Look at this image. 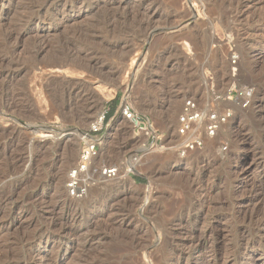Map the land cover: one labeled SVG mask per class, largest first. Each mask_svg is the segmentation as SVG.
<instances>
[{
	"label": "rangeland",
	"instance_id": "obj_1",
	"mask_svg": "<svg viewBox=\"0 0 264 264\" xmlns=\"http://www.w3.org/2000/svg\"><path fill=\"white\" fill-rule=\"evenodd\" d=\"M4 1L0 0V184L16 177L8 172L13 155L24 148L37 156V166L19 176L30 177L25 189L35 198L55 204L53 216L58 220L48 229V237L32 238L46 249L51 264H152L142 252H134L135 243L154 254L162 237L189 241L204 231V225L213 233L204 245L205 259L183 255L181 249L190 243H181L183 247L173 246L180 264L186 260L188 264H264V226H258L260 220L264 223V120L251 109L254 105L250 107L260 100L264 105V87L258 83L264 61L255 70L248 66L256 51L264 55V1L236 22L223 16L228 0ZM176 26L193 29L185 38L169 39L179 29ZM68 41L86 48L87 61L96 70L92 68L94 73L88 76L65 73V79L71 80L68 85L44 90L34 69L39 49L46 45L48 52L61 53ZM130 50L128 57L125 52ZM247 50L252 54L245 60ZM135 57L140 70L131 67ZM98 69L107 74L105 80H99ZM189 99L197 102L202 114L192 123L201 128L199 134L191 131L195 126L180 134L183 104ZM125 110L136 120L124 119ZM215 115L219 126L210 135L207 119ZM237 127L240 137H235ZM41 134L49 137L36 149V143L44 140ZM61 136L71 146L67 160L57 147ZM196 138L203 141L200 149H184ZM90 147L93 154L84 160ZM69 162L76 167L70 169ZM86 166L100 175L109 169L113 173L104 180L121 183L114 192L89 186ZM50 172L69 180L74 172L83 175L64 183L70 194L66 190L61 197L50 198L52 188L41 179ZM75 182L79 193L72 196L69 183ZM237 184L242 187L240 194L235 193ZM114 198L118 201L111 218L132 222L127 235L106 227L102 220L89 228L67 224L76 213L91 219V202ZM76 199L83 202L70 207ZM10 208L1 210L0 223L7 222ZM27 208L30 213L35 210ZM46 224L41 222L39 228H48ZM25 225L26 221L18 232L0 230V264L16 261ZM134 233L139 235L135 243L130 240ZM95 237L104 240H96L98 246L89 250L86 242ZM174 259L160 261L179 264Z\"/></svg>",
	"mask_w": 264,
	"mask_h": 264
},
{
	"label": "bare ground",
	"instance_id": "obj_2",
	"mask_svg": "<svg viewBox=\"0 0 264 264\" xmlns=\"http://www.w3.org/2000/svg\"><path fill=\"white\" fill-rule=\"evenodd\" d=\"M229 4L228 5V8L227 10L225 11V14L223 13V16L226 17V19L229 17L231 18L233 21H238V18L240 16L243 17V15H245L247 12L249 13L250 11H248V9H250V7H254L255 5L257 4H260L262 1L264 0H228ZM5 4H8L7 3V0L4 1ZM264 5V4H263ZM259 6V5H258ZM227 7V6H226ZM262 8H264V6H262ZM135 9V8H134ZM137 9V8H136ZM139 9V7H138ZM258 10V9H257ZM257 12V11H256ZM255 12V14H256ZM264 12V11H263ZM128 13V12H127ZM130 13V12H129ZM128 13V14H129ZM132 13V11H131ZM134 13V12H133ZM136 13V12H135ZM134 15H137L135 14ZM127 14V15H128ZM139 14V12H138ZM250 14V13H249ZM263 14V13H262ZM131 15V14H130ZM190 15V18L192 19L193 18V13H189ZM253 15V13L251 14ZM129 16V15H128ZM133 16V14H132ZM151 16V14H150ZM150 16H145V17H150ZM254 16V15H253ZM252 17V16H251ZM253 18V17H252ZM148 20V19H147ZM261 20V19H260ZM262 21V20H261ZM148 23V22H147ZM149 24V23H148ZM176 28H179L178 26H176ZM193 29V28H191ZM191 29H186V28H179L176 32H174V34H170L171 36H168L169 39L171 37H178V36H183L184 34L187 35V32ZM167 36V35H166ZM188 36V35H187ZM262 36V35H261ZM180 37V38H181ZM184 37V36H183ZM190 37V36H189ZM179 38V37H178ZM185 38V37H184ZM166 39V38H165ZM172 39V38H171ZM174 40V39H173ZM236 40L238 42H241L240 40V36L236 35ZM169 42V41H168ZM62 45V44H61ZM79 44L78 43H73V42H69L66 43V46L61 49V53H54V52H48L47 51V47H45L44 45H42L39 49V52H38V58H37V61H36V65L34 66V69L40 74V79H41V83L43 84V88L44 90H47L48 88H52L53 86H57V85H65V84H69L71 82V80H66L65 79V73H79L80 75H86L88 76V74H92V72L94 73V71L92 70V68L94 69L93 66L90 65V62L87 61L89 58H87V50L86 48H80L78 46ZM78 46V47H77ZM123 46V45H122ZM126 46V45H125ZM62 47V46H61ZM127 47V46H126ZM120 50L122 49H125L124 47H118ZM130 49V48H129ZM131 50L128 51V52H125V54L129 57V55L131 54ZM252 54V51L251 50H247L245 51V53H243V58L245 60H248L249 56ZM137 55V53H136ZM148 55V54H147ZM126 56V57H127ZM138 57V55H137ZM132 58V63H131V67H135L136 69L140 70L139 68H141V64L137 63V60L136 58ZM252 58V61L248 64L249 68L250 69H253L255 70L256 68L260 67L262 65L261 62H263L264 60V55L261 53V52H255L252 56H250ZM87 58V59H86ZM135 59L137 61H135ZM142 60V59H141ZM250 60V59H249ZM131 62V61H130ZM247 62V61H246ZM235 63V62H234ZM173 64V63H172ZM100 66V65H99ZM235 68V67H234ZM262 73H261V78L259 80V84L260 85H263L264 87V66H262ZM96 70V69H94ZM243 70V69H242ZM103 72V71H102ZM252 72V71H251ZM95 73L99 76V80H105V75L107 76V74L103 73L101 74V70L98 69V72L95 71ZM114 75V74H113ZM96 77V76H95ZM104 77V78H103ZM108 77V76H107ZM253 99V98H251ZM258 98H256L257 100ZM254 100V99H253ZM175 102V101H174ZM253 102V101H251ZM178 104V103H177ZM253 105L255 106V108H251V109H254L257 112V115L258 116H262L261 118H263L264 120V114H263V111H264V105H262V101L260 100L259 102L258 101H254L252 103V105L249 106L250 107H253ZM179 106V105H177ZM250 109V110H251ZM177 111V110H176ZM254 112V111H253ZM253 115V114H252ZM204 118V117H203ZM202 118V119H203ZM261 118H258V119H261ZM197 123L195 124H192L190 126H195L193 130L191 131H195V133H198L201 131V128H199V126L197 127ZM200 125V124H199ZM191 128V129H192ZM237 130V133L235 134V137H240V135L242 134V131L240 128H236ZM233 131V130H232ZM49 136L47 134H41L40 138L41 139H44L43 141H40V142H37L36 143V149H39L41 148L45 143V140L46 138H48ZM62 138H60L59 140H57L59 143H57V147H59L60 149H63V156H65V160H67L68 158H70V145H69V141H67V139H64L65 137L64 136H61ZM64 137V138H63ZM242 138V137H241ZM243 141L244 138H242ZM189 140V139H188ZM29 141V140H28ZM31 141V144H33V139L30 140ZM29 141V142H30ZM37 141V140H36ZM43 142L42 144H39ZM35 144V143H34ZM39 144V145H38ZM30 145V144H29ZM25 146V145H24ZM27 147V146H26ZM30 147V146H29ZM28 147V148H29ZM33 147V146H32ZM31 148V147H30ZM27 149V148H26ZM24 152L18 154V155H13L12 157V169L9 170L8 172H12V178L13 176L15 175L16 177L13 178L12 181H9V178H8V184H0V213H1V210L4 208H9V206H11L10 209H8V213H7V218L8 220H6L7 222H4V223H0V230L1 231H6V232H9L11 230H14V231H19L20 227L22 226V224L24 223V221H26V225L24 226V228H22L21 230V235H20V241H21V246L19 247V251L17 253L16 256H14L15 259L12 260V261H15L14 264H19L20 261L23 259L25 260L24 258H22L25 254H28L29 252V258L28 260L26 259V261H23L24 263L23 264H51V260L52 258H48L47 255H46V249L40 247V245L38 244H34L32 242V238L33 237H36L37 239H42V237L45 235L46 237H48V229L51 227V226H55L56 223H57V220L55 219V217L53 216V207L55 204H52V202H50V199H38V198H35L34 197V194L32 191H28L25 189V187L31 183L30 182V177H28L27 175H22V176H19L20 173H22L23 171H31L33 169L34 166H37L35 165V162H36V158L37 156L35 155H32L25 152V149L23 148ZM13 151V150H12ZM30 151V149H29ZM73 151V149H72ZM36 154V153H35ZM37 155V154H36ZM73 155V154H72ZM36 159V160H35ZM8 160V159H7ZM38 161V160H37ZM63 163V161H62ZM66 163V162H65ZM71 162H69V165H70ZM56 164V163H55ZM54 164V165H55ZM91 164V163H90ZM57 165V164H56ZM68 165V164H67ZM67 166L68 168L70 169H73L76 167L75 164H72ZM88 165V164H87ZM94 166V165H93ZM92 167V165H91ZM89 167V169L91 168ZM87 170L85 174H88V176H90V181L87 183V185L89 186H92L94 188H98V187H101L103 186L104 188L108 189L109 192L111 191H115L117 186L119 185V183L121 182H111L110 180H104L106 179L104 176L113 172L109 169H106L105 173H102L101 175L98 173V171H95L92 169V170H88V167L86 166ZM97 168V166H96ZM95 168V169H96ZM237 168V167H236ZM63 170H64V167H63ZM97 170V169H96ZM61 171V170H60ZM104 171V170H103ZM110 171V172H108ZM241 171V170H240ZM7 172V173H8ZM62 172H65V171H62ZM14 174V175H13ZM58 174V173H57ZM104 174V175H103ZM246 174V173H244ZM6 175V173H5ZM65 175V174H64ZM83 174H79L76 175V176H71L70 177V180L66 177V176H63L62 174L61 175H56V173L54 172H50L49 174L45 175L44 178L42 177L41 179H44L46 180L47 182H49V186H51L52 188V195H49L50 198L54 197V196H57V197H61L63 195V193H65V188L63 189V185L64 183L70 181H75V179L77 178H80ZM7 176V175H6ZM19 176V177H18ZM86 176V177H88ZM125 176V175H123ZM118 177V176H116ZM126 177V176H125ZM32 178V177H31ZM82 178V177H81ZM6 179V178H5ZM87 179V178H86ZM118 179V178H116ZM124 179V177H123ZM4 180V179H3ZM85 180V179H84ZM103 180V181H102ZM121 180V179H119ZM41 181V180H40ZM86 182V181H85ZM84 182V183H85ZM1 183V182H0ZM4 183V182H2ZM118 184V185H117ZM36 185V184H35ZM8 187L7 190H4L6 187ZM29 187H31V185H29ZM28 188V187H27ZM33 188V187H32ZM70 188L73 189V194H76V193H79V190L78 188H76L74 186V184H72V186H70ZM241 185L237 184L235 186V193H241ZM30 190V188H29ZM94 190V189H93ZM111 190V191H110ZM67 192H69V190H67ZM76 192V193H75ZM95 192V191H94ZM122 193V192H121ZM243 193V192H242ZM70 194V192H69ZM118 194V193H117ZM152 194V193H151ZM244 194V193H243ZM241 194L240 198L245 201L246 198H245V195ZM238 195V194H237ZM72 196H75V195H72ZM80 196V195H79ZM78 196V197H79ZM120 196V195H119ZM196 196V195H195ZM249 196V195H248ZM111 197V196H110ZM236 197V196H235ZM124 198V197H123ZM231 198H234V197H231ZM77 200V201H76ZM74 202L75 203H70L69 206L70 207H74L75 204H77V202L79 201H82L83 199H76ZM228 199H226L227 201ZM92 201V200H91ZM118 201V199L116 200V198L114 199H111L110 201L108 202H102V203H97V202H91L92 203V207H89L90 208V213L92 215V218L91 219H88L87 220L85 219V216L82 214V212L79 214V213H76V214H73L70 216V219L68 220L67 224L69 226H72L74 227L77 226L79 227L81 225V227H85V228H89V227H94L96 226L97 224H99V222L101 221L102 223H105L106 227L107 226H111L112 228H116V230H118L119 232H121L120 234H123V235H127V231L129 232V228L132 226V222L131 221H128L126 219H122V220H117V219H112L111 217L113 216V211H114V208H115V203ZM202 201H205V200H202ZM229 201V200H228ZM233 201V200H232ZM65 202V201H64ZM72 202V201H71ZM83 202V201H82ZM88 202V201H87ZM231 202V201H230ZM67 203V202H66ZM69 203V202H68ZM117 203V202H116ZM204 204V202H203ZM230 204V203H228ZM33 207L35 210L33 211V213L31 214L28 210L27 207ZM209 206V205H208ZM225 209V208H224ZM7 210V209H6ZM228 210V209H227ZM17 211V213H16ZM146 211V210H145ZM5 212V211H3ZM154 212V211H153ZM6 214V213H4ZM209 214V213H208ZM1 215V214H0ZM95 215V216H94ZM211 215V214H210ZM263 215V214H262ZM243 217V216H242ZM249 217V216H248ZM252 217V215H251ZM254 217V216H253ZM260 218V217H259ZM264 218V217H263ZM1 219V217H0ZM4 219V218H2ZM26 219V220H25ZM5 220V219H4ZM260 220V219H259ZM1 221V220H0ZM210 221V220H209ZM252 221V220H250ZM255 221V219L253 220ZM252 221V222H253ZM261 221V220H260ZM258 222V226H264V223L263 222ZM3 222V221H2ZM41 222H47L48 224V228H45L44 230L40 229L39 228V224ZM256 223V222H255ZM47 224L45 226H47ZM66 224V223H65ZM252 224V223H251ZM253 225V224H252ZM44 226V225H43ZM210 226V225H209ZM42 227V226H41ZM202 227V226H201ZM204 227V231L198 235V236H194L191 238V240H187V239H184L185 241L183 240H180V241H175V239H167V237H162L161 239V242H160V246L157 250H155L156 252L154 254L149 253L146 251V249L144 248L145 246H142L139 242V244H136L135 242L137 241V233L133 234L131 237H130V240L131 242H134L135 243V246L133 247V250L134 252H136V254H139L142 252V255H144V257L147 258L148 261H150L152 264H163L162 261H160V259L162 260L163 258H166L168 259V257H172L173 259L178 257L175 253V248L176 247H180L190 243L186 248H182L181 249V253L183 255H189V257L192 255L194 257V260L197 259L199 261H203L205 259V250L206 247H204L205 245V242L206 240H209L210 239L212 240L213 238V233H212V230L211 228L207 226H203ZM52 229V228H51ZM50 229V230H51ZM70 229V228H69ZM258 229V228H257ZM115 230V229H114ZM203 230V229H202ZM112 231V230H111ZM168 231H170L168 229ZM5 232V233H6ZM13 232V231H12ZM52 232V231H51ZM50 232V233H51ZM131 232V231H130ZM112 233V232H111ZM160 233V232H159ZM166 233V232H165ZM7 234V233H6ZM144 234V233H143ZM147 234V233H145ZM114 235V234H113ZM160 235V234H158ZM168 235V234H167ZM108 236V235H107ZM122 236V235H121ZM163 236V235H162ZM260 236V235H259ZM118 237V236H117ZM159 237V236H158ZM180 237V236H179ZM113 238V237H111ZM124 238V236H123ZM126 238V237H125ZM245 238V237H244ZM254 238V237H253ZM129 239V238H128ZM189 239V238H188ZM242 239V238H241ZM247 239V238H246ZM249 239V238H248ZM35 240V239H34ZM86 240V239H85ZM97 240V241H96ZM102 238H98V237H95L93 239H90L89 241L86 242V246H88V249L89 248H93L95 246V241L96 242H101ZM118 240V239H117ZM124 240V239H123ZM140 240V239H139ZM120 241V240H119ZM125 241V240H124ZM160 241V240H159ZM248 241V240H247ZM259 241V240H257ZM35 242V241H34ZM54 242V241H53ZM103 242V241H102ZM105 242V241H104ZM109 242V241H108ZM129 242V240H128ZM212 242V241H211ZM216 242V241H215ZM38 243V242H37ZM125 243V242H124ZM142 243V242H141ZM182 243V244H181ZM210 243V242H209ZM214 243V242H213ZM212 243V244H213ZM100 244V243H99ZM129 245V244H128ZM145 245V244H143ZM254 245V244H253ZM98 246V245H97ZM95 246V248L97 247ZM127 246V245H126ZM175 248H174V247ZM182 246V247H183ZM210 246V245H209ZM208 247V246H207ZM174 248V249H173ZM211 248V247H210ZM82 249V248H81ZM87 249V248H86ZM130 249V248H129ZM139 249V250H138ZM91 250V249H89ZM89 250H87L89 252ZM93 250V249H92ZM132 250V251H133ZM209 250V249H208ZM211 250V249H210ZM132 251H129V252H132ZM179 252V251H178ZM212 252V250H211ZM99 253V252H98ZM95 254V253H94ZM245 255V253H242V255ZM90 255V254H89ZM97 255V254H95ZM140 255V254H139ZM180 255V254H179ZM105 256V255H104ZM107 256V255H106ZM98 257V256H97ZM143 257V258H144ZM232 257V256H231ZM95 258V257H94ZM208 258V257H207ZM93 259V258H92ZM159 259V261L157 262L156 260ZM145 260V259H144ZM177 261L178 260V263L180 264L181 261L180 258H177V259H174L172 261ZM246 256L243 257V261L246 262ZM95 261V260H94ZM156 261V262H155ZM86 262V261H85ZM90 262V261H89ZM99 262V261H98ZM232 262L235 263L234 260H232ZM12 263V262H11ZM53 263V262H52ZM55 263V262H54ZM80 263V262H79ZM189 261L186 260V264H188ZM230 262L228 261H225L224 264H230ZM88 264V263H87ZM92 264H101V263H92ZM168 264V263H167ZM172 264V263H170ZM222 264V263H221Z\"/></svg>",
	"mask_w": 264,
	"mask_h": 264
},
{
	"label": "built area",
	"instance_id": "obj_3",
	"mask_svg": "<svg viewBox=\"0 0 264 264\" xmlns=\"http://www.w3.org/2000/svg\"><path fill=\"white\" fill-rule=\"evenodd\" d=\"M202 116L198 104L195 100L193 99H189L186 100L183 104V108H182V112H181V116H180V125H181V129H180V134H185L187 132H189V128L190 125L194 122H196L200 117ZM123 118L127 119V120H131V121H135L136 117L129 112L128 110H125L123 112ZM207 133H209L210 135H213L216 130L218 129L219 126V121H218V117L215 116H211L209 119H207ZM202 139H194L193 141H191L190 143L186 144L184 149H188V150H194V149H200L203 144H202ZM93 154V147H90L89 149H87L85 151V154L83 155V159L87 160L91 155ZM77 172H74L72 174V176H75ZM113 173V172H111ZM110 173V174H111ZM108 174V175H110ZM107 175V176H108ZM74 186H76V182L73 183ZM69 186H72L71 183H69ZM73 193H71L72 195Z\"/></svg>",
	"mask_w": 264,
	"mask_h": 264
}]
</instances>
